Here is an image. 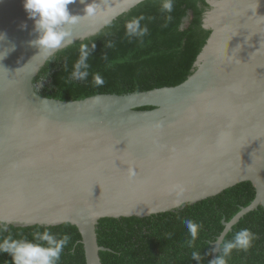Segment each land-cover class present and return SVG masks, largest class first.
Here are the masks:
<instances>
[{
  "label": "water",
  "instance_id": "obj_1",
  "mask_svg": "<svg viewBox=\"0 0 264 264\" xmlns=\"http://www.w3.org/2000/svg\"><path fill=\"white\" fill-rule=\"evenodd\" d=\"M142 1L101 0L107 12L71 25L62 48ZM206 1L211 34L183 83L61 100L34 85L58 50L30 44L24 0H0V221L76 225L87 264H103L101 218L159 214L251 181L255 198L224 220L215 249L264 208V0ZM84 7L69 5L80 15Z\"/></svg>",
  "mask_w": 264,
  "mask_h": 264
},
{
  "label": "trees",
  "instance_id": "obj_2",
  "mask_svg": "<svg viewBox=\"0 0 264 264\" xmlns=\"http://www.w3.org/2000/svg\"><path fill=\"white\" fill-rule=\"evenodd\" d=\"M163 0H144L121 14L97 34L58 50L34 78L35 89L46 97L61 100L82 99L99 93L126 94L164 86H176L196 70L195 62L207 43L211 29L204 27L206 0H173L171 13L162 11ZM148 32L143 37L128 36L126 25L139 17ZM189 17V21H185ZM111 43V47L107 45ZM87 44L89 75L86 80H73V66L80 56V46ZM95 49L92 50V45ZM95 74L104 79L103 86L93 82ZM151 106L143 109H151ZM256 190L251 181H244L221 193L186 204L175 210L150 216L105 217L97 224L98 242L109 250L100 251L103 264H209L214 242L244 206L251 204ZM201 225L193 247H188L189 233L184 220ZM49 228L57 236H71L58 264H87L82 235L76 225L15 226L7 224L14 238H32L33 231ZM254 234L248 251L233 250L227 264H264V208L247 213L235 224L223 242L232 239L241 229ZM171 233L168 237L167 234ZM222 242V243H223ZM198 251L199 261L191 258ZM221 255V252L217 256ZM216 256V257H217ZM0 264H12V257L0 253Z\"/></svg>",
  "mask_w": 264,
  "mask_h": 264
},
{
  "label": "clouds",
  "instance_id": "obj_3",
  "mask_svg": "<svg viewBox=\"0 0 264 264\" xmlns=\"http://www.w3.org/2000/svg\"><path fill=\"white\" fill-rule=\"evenodd\" d=\"M77 0H24V8L28 13L29 19L34 21V32L36 38L30 41V44L37 47L39 51L53 52L59 50L65 45V41L71 35L70 26L77 24L82 18H95L107 9L101 7V0H92L87 3L86 0H79L84 4V14H73L69 5L75 4ZM162 11L171 13L173 10V0H163L161 4ZM144 17L128 23L126 25L128 36L143 37L147 34L146 26L141 27L140 21ZM106 25L111 23L110 19H105ZM26 28V25H23ZM4 39V34H0V40ZM111 47V43L107 45ZM15 45L12 46L14 50ZM95 45H92V50ZM90 49L87 44L80 46V56L73 66L71 78L73 80H86L89 75L88 57ZM2 58V57H0ZM93 82L96 86H103L105 83L101 75L95 74ZM130 175L134 172L130 170ZM185 227L189 233L190 240L187 241L188 247H193L198 238L201 225L191 219H185ZM9 221H0V232H7ZM168 237L171 233L167 234ZM255 239L250 229H241L236 232L232 239L223 242L218 241L214 251L221 252V255L211 260L209 264H227L226 258L231 255L233 250L248 251ZM71 236L67 233L57 236L49 228L44 231L39 229L33 231L32 238H14L12 234L0 239V253H7L12 257V264H58L66 246L69 245ZM193 260L199 261L201 255L198 251L191 253Z\"/></svg>",
  "mask_w": 264,
  "mask_h": 264
}]
</instances>
